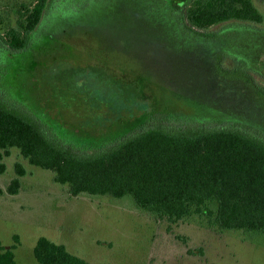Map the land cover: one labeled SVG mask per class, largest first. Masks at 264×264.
I'll return each mask as SVG.
<instances>
[{
    "label": "rangeland",
    "instance_id": "374dc122",
    "mask_svg": "<svg viewBox=\"0 0 264 264\" xmlns=\"http://www.w3.org/2000/svg\"><path fill=\"white\" fill-rule=\"evenodd\" d=\"M252 2L264 18V0ZM35 3L0 0V32L16 26L22 6ZM162 12L163 0H47L28 48L18 54L0 48L1 94L55 132L81 140L120 135L155 111H192L181 91L210 92L200 89L194 71L201 57L157 41L148 18L155 22ZM216 79L220 94L244 91L240 81ZM0 162V241L14 246L17 264H38L32 249L39 237L89 264H264V233L219 230L197 215L168 222L129 196H71L51 171L30 165L16 149ZM14 178L20 187L9 194Z\"/></svg>",
    "mask_w": 264,
    "mask_h": 264
},
{
    "label": "trees",
    "instance_id": "16d2710c",
    "mask_svg": "<svg viewBox=\"0 0 264 264\" xmlns=\"http://www.w3.org/2000/svg\"><path fill=\"white\" fill-rule=\"evenodd\" d=\"M46 5L22 6L16 26L0 32V48L25 51ZM155 18L148 21L158 42L201 57L194 71L200 89L210 92L181 91L192 111H155L120 135L81 140L55 132L0 91V160L18 150L30 165L51 171L71 196H129L137 208L168 222L197 215L219 230L264 233L263 15L252 0H163ZM216 77L240 81L245 93L220 94ZM190 82L184 77L187 90ZM4 170L0 162V174ZM16 172L24 174L20 164ZM19 187L14 178L7 192ZM13 247L0 241V264H17ZM32 253L38 264H89L45 237Z\"/></svg>",
    "mask_w": 264,
    "mask_h": 264
}]
</instances>
